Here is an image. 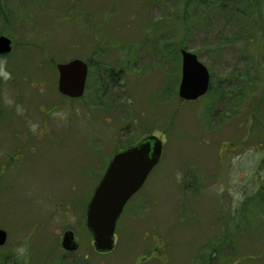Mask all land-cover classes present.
Segmentation results:
<instances>
[{
    "label": "rangeland",
    "instance_id": "1",
    "mask_svg": "<svg viewBox=\"0 0 264 264\" xmlns=\"http://www.w3.org/2000/svg\"><path fill=\"white\" fill-rule=\"evenodd\" d=\"M256 19L244 0L207 10L182 0H0V35L11 40L0 54V264H264ZM176 42L206 65L217 93L179 99L181 60L164 48ZM76 57L90 60L89 87L65 98L55 63ZM148 134L164 142L159 163L124 206L114 249L95 252L90 196L114 150ZM66 230L73 252L62 248Z\"/></svg>",
    "mask_w": 264,
    "mask_h": 264
},
{
    "label": "water",
    "instance_id": "2",
    "mask_svg": "<svg viewBox=\"0 0 264 264\" xmlns=\"http://www.w3.org/2000/svg\"><path fill=\"white\" fill-rule=\"evenodd\" d=\"M10 38L0 35V54L11 50ZM181 76L177 93L182 101L196 100L205 95L210 86V72L197 55L180 49ZM57 87L66 98H80L86 89L88 64L79 58L57 62ZM162 139L147 135L143 140L116 150L95 185L86 205L85 223L92 235L94 251L107 253L114 249L116 224L127 201L144 185L150 171L159 163L163 152ZM6 231L0 228V246L6 243ZM62 248H78L74 232L64 231Z\"/></svg>",
    "mask_w": 264,
    "mask_h": 264
},
{
    "label": "trees",
    "instance_id": "3",
    "mask_svg": "<svg viewBox=\"0 0 264 264\" xmlns=\"http://www.w3.org/2000/svg\"><path fill=\"white\" fill-rule=\"evenodd\" d=\"M182 1H183V4H184V7H194L196 9L199 8L201 10H207L208 8H211V7H216L218 9H223L224 7H226L229 4L238 3L239 1L241 2V0H182ZM244 1L249 3V8L250 7H254L255 8V11L258 14V19L254 20L253 23H255L256 26L261 27V31H262L261 33L264 36V18H263V11H261V7H260V5H262L261 4V0H244ZM182 41H183V38H181V42ZM181 42H176V44L175 43H166L164 45V48L169 49L172 59H176V56H179V58H180V47H181L180 44H181ZM86 62L88 64V66H90V64H89L90 60L88 59ZM210 81L211 82H210L209 89H208L207 93L204 95V96H207V97H211V95H213V93H217V91L214 90V84H213V81L211 80V76H210ZM87 84H88V82H87ZM87 84H86V86H87L86 91L88 90V87H89ZM84 95L81 98H84ZM131 144H133V143L127 141L121 147L116 148L114 151L122 149V148H125L126 146H129ZM216 252L217 251L215 249H213L209 253V258H208L209 261H212V257L211 256H213L214 253H216Z\"/></svg>",
    "mask_w": 264,
    "mask_h": 264
},
{
    "label": "clouds",
    "instance_id": "4",
    "mask_svg": "<svg viewBox=\"0 0 264 264\" xmlns=\"http://www.w3.org/2000/svg\"><path fill=\"white\" fill-rule=\"evenodd\" d=\"M0 63H2V62H0ZM178 178H179V177H178ZM24 251H25L24 249H21V253H22V254L24 253Z\"/></svg>",
    "mask_w": 264,
    "mask_h": 264
},
{
    "label": "flooded vegetation",
    "instance_id": "5",
    "mask_svg": "<svg viewBox=\"0 0 264 264\" xmlns=\"http://www.w3.org/2000/svg\"><path fill=\"white\" fill-rule=\"evenodd\" d=\"M78 249V248H77ZM76 250V249H75ZM74 251V250H73ZM73 251H67V252H73Z\"/></svg>",
    "mask_w": 264,
    "mask_h": 264
}]
</instances>
